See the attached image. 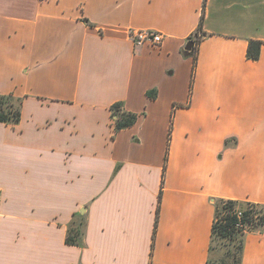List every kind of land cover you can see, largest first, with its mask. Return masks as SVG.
I'll list each match as a JSON object with an SVG mask.
<instances>
[{
    "label": "crops",
    "instance_id": "crops-1",
    "mask_svg": "<svg viewBox=\"0 0 264 264\" xmlns=\"http://www.w3.org/2000/svg\"><path fill=\"white\" fill-rule=\"evenodd\" d=\"M0 96V264H209L215 202L264 205V0H0Z\"/></svg>",
    "mask_w": 264,
    "mask_h": 264
},
{
    "label": "trees",
    "instance_id": "trees-1",
    "mask_svg": "<svg viewBox=\"0 0 264 264\" xmlns=\"http://www.w3.org/2000/svg\"><path fill=\"white\" fill-rule=\"evenodd\" d=\"M201 28L202 23L200 22L196 33L198 37L202 35ZM198 42L199 40L197 39L196 43L198 44ZM262 44L263 43L259 41H249L247 47V58L249 60L256 61L259 59ZM191 87L192 83L190 85V95ZM111 111L112 117L114 118L116 131L132 126L138 119V115L125 112L122 109V104L120 103L113 105L111 107ZM19 119L20 110L17 105L12 102V98L10 96H0V123L15 125L16 123H18ZM165 168L166 165H164V169ZM160 200L161 191L158 195V207L154 234L158 220V208ZM82 226H84L83 222L78 221L76 224L69 228L68 235L66 237L67 243H80ZM257 231H264V205L252 202L225 199H219L215 202V216L212 224L211 240L212 253L216 249L214 245L223 243L225 244L226 242H228V247H231L233 243H237L238 255L236 264H238L245 235ZM230 251L231 248H229L228 253H230ZM209 264H213L212 260H210Z\"/></svg>",
    "mask_w": 264,
    "mask_h": 264
},
{
    "label": "rangeland",
    "instance_id": "rangeland-1",
    "mask_svg": "<svg viewBox=\"0 0 264 264\" xmlns=\"http://www.w3.org/2000/svg\"><path fill=\"white\" fill-rule=\"evenodd\" d=\"M193 45L191 46L192 53H195L196 46H194V42L191 41ZM196 45V44H195ZM231 144H226L225 147L230 146ZM228 242L225 244L214 245L216 248L212 253L211 260L213 264H236L237 263V255L238 249L237 243H233L231 247H228ZM229 248H231L230 253H228ZM228 253V255H227ZM234 254V255H233Z\"/></svg>",
    "mask_w": 264,
    "mask_h": 264
},
{
    "label": "built area",
    "instance_id": "built-area-1",
    "mask_svg": "<svg viewBox=\"0 0 264 264\" xmlns=\"http://www.w3.org/2000/svg\"><path fill=\"white\" fill-rule=\"evenodd\" d=\"M129 37L132 39L135 45L148 44L151 46H158L162 41V35L160 33L141 30V31H131Z\"/></svg>",
    "mask_w": 264,
    "mask_h": 264
},
{
    "label": "water",
    "instance_id": "water-1",
    "mask_svg": "<svg viewBox=\"0 0 264 264\" xmlns=\"http://www.w3.org/2000/svg\"><path fill=\"white\" fill-rule=\"evenodd\" d=\"M192 45H193V43H192V42H189V43L187 44V46H186L185 49H186L187 51L190 50Z\"/></svg>",
    "mask_w": 264,
    "mask_h": 264
}]
</instances>
